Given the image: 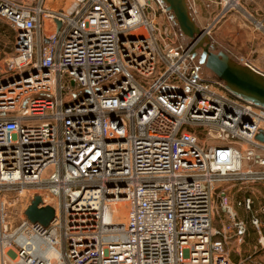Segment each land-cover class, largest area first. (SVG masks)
<instances>
[{"label": "built area", "instance_id": "1", "mask_svg": "<svg viewBox=\"0 0 264 264\" xmlns=\"http://www.w3.org/2000/svg\"><path fill=\"white\" fill-rule=\"evenodd\" d=\"M189 2L211 37L241 7ZM164 15L161 0H0L15 33L0 59L1 264H264L232 260L248 226L221 188L264 182V107L205 77ZM29 189L56 198L47 224L9 211Z\"/></svg>", "mask_w": 264, "mask_h": 264}, {"label": "rangeland", "instance_id": "2", "mask_svg": "<svg viewBox=\"0 0 264 264\" xmlns=\"http://www.w3.org/2000/svg\"><path fill=\"white\" fill-rule=\"evenodd\" d=\"M219 11L220 9L218 8L217 12ZM249 14H252L253 16H250ZM262 14H264V0H241V7L231 10L222 19L218 20L215 26H217L225 18L228 19L233 16V18L235 17L236 22L253 27L251 20H254V18L264 19L263 16H260ZM201 15L202 14L197 13V19L201 26H206L207 23H209V20L205 21ZM214 17L215 15L212 17V19H215ZM168 18L169 17L167 15H164L163 17L158 18V20L161 23L167 24L170 22ZM255 31H258L259 33L262 32L259 30ZM14 37L15 33L13 29L4 20L0 19V59L12 52ZM181 39L183 42H185V44L190 42L188 38L181 36ZM212 39L213 44L216 47L215 50L224 49L230 51L228 48H223L222 45L214 39V37ZM199 51H201V49ZM236 58L242 60L237 56ZM196 59L198 60L199 57L196 56ZM200 64L201 72L205 75V77H215L214 72L210 68H208L204 63ZM53 170L54 166L50 165L44 172L43 177H49ZM221 188L227 190L231 204L236 207L239 217L244 219L248 226L247 235L242 244L239 245L233 240L228 242V248L232 260L234 262H238L239 260L245 259V257L250 253H255V256L258 260L264 259V247H262L261 243L259 242L260 237L264 236V182H252L249 184H224ZM217 194H219V192L215 194L214 198L215 210L217 208L219 214L222 217V221L227 222L229 218L227 214L222 211L221 199L217 196ZM248 196H251L254 199V207L251 211H247L244 209V207L237 204L240 200ZM7 200H9V198H7ZM56 207L57 200L48 191L29 189L22 193V197H20L18 202L9 207V211H12L13 215H22L24 218H28L34 214L37 217H49L51 212H56ZM123 209L126 214L127 211L125 207ZM253 215H257L261 220L260 231L262 234H260L259 230L251 223Z\"/></svg>", "mask_w": 264, "mask_h": 264}, {"label": "water", "instance_id": "3", "mask_svg": "<svg viewBox=\"0 0 264 264\" xmlns=\"http://www.w3.org/2000/svg\"><path fill=\"white\" fill-rule=\"evenodd\" d=\"M168 11L173 25L191 47L192 56L199 57V62L210 68L215 77L223 80L224 86L236 96L264 107V72L244 62L229 50H215L212 37L205 32L194 14L189 0H161ZM201 49V51H199ZM29 216L30 220H39L47 224L53 217Z\"/></svg>", "mask_w": 264, "mask_h": 264}, {"label": "crops", "instance_id": "4", "mask_svg": "<svg viewBox=\"0 0 264 264\" xmlns=\"http://www.w3.org/2000/svg\"><path fill=\"white\" fill-rule=\"evenodd\" d=\"M201 14L205 21L210 19L206 10H202ZM260 16L264 17V14ZM214 28L212 37L223 48L230 49L233 54L244 62L264 72V32L259 33L251 26L236 22L233 16L228 19L225 18ZM213 223L215 227H219L222 223V217L217 208L214 209Z\"/></svg>", "mask_w": 264, "mask_h": 264}, {"label": "bare ground", "instance_id": "5", "mask_svg": "<svg viewBox=\"0 0 264 264\" xmlns=\"http://www.w3.org/2000/svg\"><path fill=\"white\" fill-rule=\"evenodd\" d=\"M122 204H123V206H124V203H122ZM123 208H124V207H123ZM123 208H122V213H125Z\"/></svg>", "mask_w": 264, "mask_h": 264}]
</instances>
